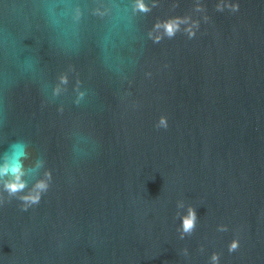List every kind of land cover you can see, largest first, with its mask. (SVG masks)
<instances>
[{"label": "water", "instance_id": "obj_1", "mask_svg": "<svg viewBox=\"0 0 264 264\" xmlns=\"http://www.w3.org/2000/svg\"><path fill=\"white\" fill-rule=\"evenodd\" d=\"M136 3L0 0V264H264V0Z\"/></svg>", "mask_w": 264, "mask_h": 264}, {"label": "clouds", "instance_id": "obj_2", "mask_svg": "<svg viewBox=\"0 0 264 264\" xmlns=\"http://www.w3.org/2000/svg\"><path fill=\"white\" fill-rule=\"evenodd\" d=\"M234 10L237 9L238 6L233 5L232 6ZM136 8H138L140 11H147V8L142 3V0H137ZM178 20H172L165 22L162 26L165 30V33L168 36L174 35L175 31L178 29ZM157 27H161V25H157ZM189 35H192L191 32H189ZM158 39V38H157ZM161 123L164 124V121L161 120ZM23 154V146L17 145L16 146V152L14 155L16 156V161L12 164L5 163L3 166H0V175H5L8 173L12 174L13 179L11 181H6L5 188L9 193H15L17 191L22 190L25 187L24 182L20 179V177L23 175L21 165L19 163L20 156ZM47 185L43 181L37 182L35 185V188L38 190H44L46 189ZM25 201H29L31 203H37L39 201V192H36L34 195H28L25 197H22ZM195 222V213L192 209H189L188 215L184 218H182V227L185 232H190L192 228L194 227ZM237 247V243L235 241L232 242V244L229 246V251H233ZM216 257L213 256V260H215Z\"/></svg>", "mask_w": 264, "mask_h": 264}]
</instances>
